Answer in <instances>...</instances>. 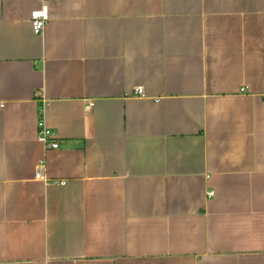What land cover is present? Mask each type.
Instances as JSON below:
<instances>
[{"label": "crops", "instance_id": "0c3cea01", "mask_svg": "<svg viewBox=\"0 0 264 264\" xmlns=\"http://www.w3.org/2000/svg\"><path fill=\"white\" fill-rule=\"evenodd\" d=\"M0 264H264V0H0Z\"/></svg>", "mask_w": 264, "mask_h": 264}, {"label": "built area", "instance_id": "2783aa9c", "mask_svg": "<svg viewBox=\"0 0 264 264\" xmlns=\"http://www.w3.org/2000/svg\"><path fill=\"white\" fill-rule=\"evenodd\" d=\"M44 1V0H42ZM48 20V16H47V12H46V6L42 5L41 8L35 10L32 13L31 16V27H32V31L35 34H42L45 25L47 23ZM135 93L138 96H145L144 94V88L142 86H138L135 89ZM94 105V102H88L86 105V110H90ZM38 139L40 141H42L43 143L46 144V146L48 148H58L59 144L56 141V139L54 138V135L52 133V131L47 128L44 124L43 121L40 120L39 122V132H38ZM35 178H37L38 180H42L44 182H48V183H52V184H57V185H65L66 180L65 179H49L45 176L44 174V162L40 161L37 164V170L35 173ZM212 194V193H210Z\"/></svg>", "mask_w": 264, "mask_h": 264}]
</instances>
